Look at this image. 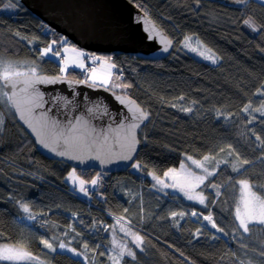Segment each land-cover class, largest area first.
<instances>
[{"label":"trees","instance_id":"16d2710c","mask_svg":"<svg viewBox=\"0 0 264 264\" xmlns=\"http://www.w3.org/2000/svg\"><path fill=\"white\" fill-rule=\"evenodd\" d=\"M7 1L0 0V57L28 58L40 65L39 73L60 74L59 63L41 58L40 50L64 36L19 0H11L16 11L1 12ZM131 1L174 42L163 58L110 55L119 84L130 85L110 89L128 94L148 112L133 162L139 168L132 170L131 165L122 172H102V194L96 196L94 186H88L91 197H80L64 181L72 167L37 150L11 106L0 103V109L8 111L0 124V242L26 245L52 264H110L105 248L110 245L113 220L124 217L144 242L143 250L128 243L135 259L125 256L121 264H264V227L250 225L249 232L241 233L235 219L236 181L247 178L264 187V146L256 139H264V116L251 109L241 111L246 104L255 108L264 101L257 93V89L264 92V28L253 31L244 24L251 18L257 26L264 25V4L257 0L237 6L208 0ZM185 36L192 37V47H199V40L200 51L215 62L184 47ZM85 75L73 68L66 74L80 80ZM184 155L199 160L212 155L226 161L200 186L204 204L150 188V172L162 176L179 166ZM237 156L251 161L239 173L232 171V164H239ZM74 170L86 179L98 172ZM210 184L221 185L219 196L206 186ZM18 201L29 205L34 221L20 219L27 214ZM194 210L211 215L222 231L201 218L195 221ZM173 212L183 216L173 217ZM42 239L56 250L44 247ZM60 242L82 255L61 250Z\"/></svg>","mask_w":264,"mask_h":264},{"label":"water","instance_id":"95a60500","mask_svg":"<svg viewBox=\"0 0 264 264\" xmlns=\"http://www.w3.org/2000/svg\"><path fill=\"white\" fill-rule=\"evenodd\" d=\"M19 1L47 26L87 51L157 59L169 55L174 47L173 40L160 25L131 0ZM208 1L242 5L237 0ZM153 26L155 32L152 33L153 38L149 39V31L145 29L151 30ZM162 38L172 41L167 51H164L165 44L160 42ZM39 74L47 77L61 75ZM78 80L65 75L64 79L56 83L36 84L35 92L42 96V100L31 103L26 101L35 94L34 90L22 92L20 89L23 85L18 84L16 99L21 103L24 119L11 106L17 121L31 137L35 148L50 159L63 161L80 170L94 169L106 173L126 171L137 158L140 149L138 133L146 119L134 121L133 113L117 96H127L138 102L128 94L112 89L106 91L104 86L90 87L86 83H75ZM77 118H80V124L75 131H70L72 125L77 123ZM26 120L31 122L36 131L29 127ZM132 123H139L135 129L139 143L130 159H123L121 157L125 150L121 144L127 126ZM121 125H124L123 130ZM40 139H44L49 147H44ZM52 148L55 151L50 150ZM58 152L66 154L61 156Z\"/></svg>","mask_w":264,"mask_h":264},{"label":"snow or ice","instance_id":"6c2138e0","mask_svg":"<svg viewBox=\"0 0 264 264\" xmlns=\"http://www.w3.org/2000/svg\"><path fill=\"white\" fill-rule=\"evenodd\" d=\"M238 3H245V0H237ZM261 3L264 4V0H261ZM16 5L14 3L5 4V8H14ZM147 15V14H145ZM244 24L250 27L253 31H258L260 28H264V25L257 26L251 18L244 20ZM145 31H149V39L153 38L152 33L155 32V26L152 27L151 30L148 28ZM17 35H19L17 33ZM157 36L160 33H156ZM192 37L185 36L184 38V47L189 48L190 51L197 52L199 55L203 56L205 59H213L211 55H205V52L200 51V48L203 45L200 44L199 40L196 41L199 47H192L191 44ZM161 43L165 44L164 51L168 50V45L172 43L171 40L167 38H162ZM57 43L53 41L50 43L47 48L40 50V57L43 58L48 56L49 54L53 56L60 57V68L59 71L62 75L55 77H47L42 76L38 72V68L35 62L27 63V62H12L0 57V103H7L11 106H14L18 113H21V119H24L23 109L21 107L20 101L16 99L17 97V85L22 84L23 88L20 89L22 92H27L28 89L34 90V95H30L26 102H38L42 100V96L35 92V85L40 83H56L60 80L64 79V75L66 74L69 67L79 68L83 73H85L84 80L75 81V83H86L89 84L90 87H99L104 86L105 90H109L110 88H128L130 85L128 84H119L113 81L114 73L113 69L117 67V65L113 62L111 56H97L89 53H85L84 51L67 44V41L64 38H61V43L64 45L62 51L63 56H61L60 51H53V44ZM207 52H211L210 49ZM70 54V55H69ZM85 59L91 60L93 63V67H88L85 64ZM213 62L215 60L213 59ZM115 79L119 80V75H115ZM70 83L72 81H69ZM91 82V83H89ZM8 89H11L9 92ZM257 93L264 97V92H261L260 89H257ZM6 98V99H5ZM117 99L128 107L129 112L133 113L134 121H144L148 117V112L143 110L134 100L129 99L127 96H117ZM39 106V105H38ZM251 109L252 112H259L261 116H264V101L261 102L259 107H253L251 103L246 104L242 112L248 113ZM191 109H184V111H190ZM91 111V109H89ZM255 119V117H253ZM28 123L29 127H33L30 121H25ZM252 120H249L251 123ZM3 123L2 118H0V124ZM80 124V118H77V123L73 124L70 131H75L77 126ZM139 127V123H132L127 126L126 134L123 137V143L121 147L125 150L124 154L121 158L130 159L131 153L135 151L136 144L139 141L136 139L135 129ZM124 125H121V130H123ZM33 131L36 129L33 127ZM256 139L260 141V145L264 146V139H261L260 136H256ZM105 140H107V135H105ZM40 143L44 145V147H49V144L45 142L44 139L39 140ZM67 143V140H66ZM231 149V145L228 146ZM55 151L54 148L50 149ZM221 152L224 151L223 148L220 149ZM58 155H65V152H58ZM229 155H232V152H229ZM77 158V157H73ZM187 160L191 161L196 168L201 169L202 174H198L193 172L183 161L180 164V169L177 170L175 168H169L165 173L164 177L168 178L172 181L171 184L166 183L165 179H162L160 176H157L155 173H149L152 178L156 181L157 184L161 185L163 188H174L177 191L183 193L184 197L188 200H196L200 204L205 203V196L202 192H197L196 189L200 188L201 185L205 184V181L216 174L217 168L221 163H226V161L217 160L215 156L205 155L202 160H195L191 156L187 157ZM237 160L239 164H232L233 172H241L243 170L244 165L251 163L248 160H241L239 156H237ZM209 165H212L210 168ZM133 168H139L138 164H133ZM68 179L79 183V191L83 192L87 195V189L84 187L86 183H91L92 185L97 184L98 178H93L90 182L80 179L75 173H69ZM239 185L240 196L236 206V219L239 221L240 227L243 228L245 232L250 231V225L252 223H258L264 225V187L252 184L249 179H241L236 181ZM210 186L216 190V195H220L221 185L210 184L206 185ZM19 203L21 210L26 213L25 217H21L20 219H27L29 221H34L36 216L32 215L30 212V207L27 203ZM128 209H125L127 212ZM173 217L180 215L183 216V213H171ZM192 215H196L195 212ZM117 222L124 220V217H117ZM205 220H208L212 223L211 215L204 217ZM213 228H217L215 223H212ZM120 230L125 233L126 236L132 237V243L136 246V248H141V245L144 242V238L139 234L132 232L130 228H126L123 224H120ZM217 231H222V229L217 228ZM41 244L44 247L55 251L56 249L53 247V244L49 240L42 239ZM59 248L61 250L66 249L67 251L73 253L75 256H80L82 253L77 252L76 249L68 247L65 243L60 242ZM84 248L87 249L88 245L85 244ZM118 249V251H116ZM112 251L113 255H109V259L112 261V264H121V260L125 256H130L135 259V252L127 246V242H117L115 238L112 240ZM104 255V253H101ZM37 258L33 256V254L27 250V246L21 243L17 244H9L2 243L0 244V262H7V264H24V262H28L30 264L31 261L36 260Z\"/></svg>","mask_w":264,"mask_h":264},{"label":"rangeland","instance_id":"374dc122","mask_svg":"<svg viewBox=\"0 0 264 264\" xmlns=\"http://www.w3.org/2000/svg\"><path fill=\"white\" fill-rule=\"evenodd\" d=\"M257 1H258V2H261V0H257ZM8 3H14V2H12L11 0H8L5 4H8ZM5 4H4V5H5ZM14 4H15V3H14ZM4 5H3L2 8H1V12H7V13H10V12H14V11H16V6H15L14 8H5ZM15 5H16V4H15ZM62 36H63V35H62ZM64 39H65L66 41L68 40L66 37H64ZM52 42H53V41H52ZM52 42H51V43H52ZM70 43H71V42L68 40V41H67V44H68V45H70V46H74V47H76V48H78V49H80V50H82V51L85 52L84 49H82V48H80V47H78V46H76V45H74V44H70ZM57 45L59 46L60 49H58ZM63 47H64V45L61 43V41H60V42H57V43L53 44V51H60V52H61V56H63V51H62ZM44 48H47V47H42V49H44ZM92 54H93V55H97V56H110V55H108V54H98V53H92ZM69 55H70V54H69ZM45 57H48V58L54 59V60H56L58 63H59V61H60V57L53 56V55H51V54H49L48 56H45ZM6 60H9V61H12V62H27V63H31V62H33L31 59H28V58H27V59H25V58H19V59H11V58H8V59H6ZM85 63H86V62H85ZM35 64H36V66H37V68H38V72H39V71L41 70V67H40V65H39L38 63L35 62ZM59 65H60V63H59ZM71 68H73V69H77V70H79V71L81 70V69H79V68L69 67L68 71L71 70ZM68 71H67L66 74H68ZM113 73H115V69H113ZM60 74H61V73H60ZM66 74H63V75L65 76ZM61 75H62V74H61ZM113 81H114L115 83H119V80H116L115 77H113ZM89 83H91V82H89ZM5 99H6V98H5ZM4 106H6V105H4ZM9 106H11V105H9ZM1 107H3V106L0 104V108H1ZM7 107H8V104H7ZM8 109H9V107H8ZM7 112H8L7 110H2V109H0V118H2V120H4V116H5V114H6ZM187 157H188V155H184L182 161H183L186 165H187V163H188V164H190L191 166H193L195 169H198V170L200 171V172H198V174H202L201 169L196 168V166L193 165L191 161L187 160ZM195 160H199V159H195ZM182 161H181V162H182ZM133 164H137V163H133ZM133 164H132V165H133ZM180 164H181V163H180ZM188 167H189V166H188ZM172 168H175V169L179 170V169H180V165L177 166V167H172ZM131 169H132V170H135L136 168H133V167L131 166ZM73 170H74V168H70V169L67 171V173H66V175H65V177H64V181L69 185V188H70L71 190H73V191L76 193V195H78V196H80V197H87V198H90V197H91V193L88 192V189H87L88 186H94V189H95V195H96V196H98L99 194H102V192H101V190H100V189H101V185H102L101 183H103V180H104V176L100 174V173H102V172L98 171V172H96V173H95L90 179H86V178L82 177L78 172L75 171L76 175H77L78 177H80V179H83V180H85V181H89V182H90L93 178H98V182H97V184L92 185L91 183H86V184L84 185V187L87 189V195H85L83 192L79 191V187H80V186H79V183H78V182H74V181L68 179L69 173L73 172ZM192 171H193V170H192ZM193 172H195V171H193ZM150 173H154V172H150ZM196 173H197V172H196ZM155 174H156V173H155ZM156 175H157V176H160L162 179H165V182H166V183H169V184L172 183V181H171L170 179L164 177V174H163L162 176H161V175H158V174H156ZM149 179H150V183H151V184H150V185H151L150 188H151L152 190H155L156 192L161 193V194H171V195H173V197H175V198H182V199H184V200H188L186 197H184L183 193L177 191L176 189L171 188V187H169V188H163L161 185L157 184L156 181L152 178L151 175H149ZM237 181H238V180H237ZM236 185H237V198H236V203H235V212H236L237 202H238V200H239V196H240L239 185H238L237 183H236ZM196 191H197V192H201V190H200L199 188L196 189ZM203 195H204V194H203ZM188 201L199 203V202L196 201V200H188ZM197 217H200L199 213H197L196 217H192V218L196 221V220H198ZM204 217H206V216H202L203 219H204ZM116 218H117V217H116ZM116 218H114V220H113V227H112L113 231H111V233H110V235H109V238H108V242H110V245H109L108 247L106 246V248H105V251H106L105 253H106V255H107L108 258H109V255H113V254H114L113 251H112V240H113V238H115V239L117 240V242H120V243L127 242V246H128V247H130V246L128 245V243L133 244V243L131 242V241H132V237H131V236H126L125 233H124L123 231L120 230V224H123L126 228H130L132 232H135V233H137V234H139V235L141 236V233H140L138 230H135L133 227H131L126 221L122 220V221H120V222L118 223ZM235 219H236V215H235ZM25 220H27V219H25ZM207 221H208V220H205V222H207ZM236 222H237V224H238V228H239L240 232H241V233H246V232L243 230V228L240 227L239 221H238L237 219H236ZM251 225H260V226H263V227H264V225H262V224H258V223H255V222L252 223ZM2 243H5V242H0V244H2ZM9 244H13V243H9ZM130 248H131V247H130ZM116 251H118V249H117ZM32 254H33V253H32ZM33 256H35L37 259L31 261L30 264H52V263H50V262H47V261H45V260L39 258V257L36 256L35 254H33ZM109 260H110V259H109ZM6 263H7V262H6ZM26 263H28V262H24V264H26ZM110 264H112V261H111V260H110Z\"/></svg>","mask_w":264,"mask_h":264},{"label":"clouds","instance_id":"9594fccd","mask_svg":"<svg viewBox=\"0 0 264 264\" xmlns=\"http://www.w3.org/2000/svg\"><path fill=\"white\" fill-rule=\"evenodd\" d=\"M87 51V50H86ZM87 52H91V51H87ZM91 53H95V52H91ZM194 212L196 213V215H197V213H199V215H200V217H197V218H201L202 219V221L203 222H205V219H203L202 218V216H208L207 215V213H200L199 211H197V210H194ZM209 224L208 225H210L211 227H212V223H214L213 221H212V223H210V222H208Z\"/></svg>","mask_w":264,"mask_h":264},{"label":"built area","instance_id":"2783aa9c","mask_svg":"<svg viewBox=\"0 0 264 264\" xmlns=\"http://www.w3.org/2000/svg\"><path fill=\"white\" fill-rule=\"evenodd\" d=\"M86 61H87V64H88V65L93 66V63H92L91 60L86 59Z\"/></svg>","mask_w":264,"mask_h":264}]
</instances>
